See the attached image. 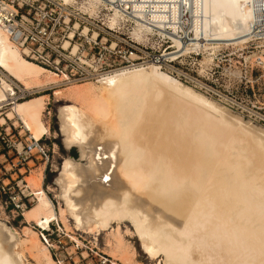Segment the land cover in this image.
<instances>
[{"label": "bare ground", "instance_id": "6f19581e", "mask_svg": "<svg viewBox=\"0 0 264 264\" xmlns=\"http://www.w3.org/2000/svg\"><path fill=\"white\" fill-rule=\"evenodd\" d=\"M93 2L89 6L95 10L99 0ZM110 6L119 16L120 9H132L138 25L162 28L181 44L180 9H193L189 46H216L225 35L245 37L258 19L264 27V0H112ZM157 67L122 69L80 82L101 81L98 86L61 90L64 77L27 60L0 29V68L7 77L25 91L49 85L54 98L80 103L58 111L64 144L79 151V159H65L60 168L59 213L41 188L40 176L37 202L25 213V223L46 228L59 214L66 227L69 219L93 236L116 224L106 248L120 264L137 259L119 229L125 223L133 227L126 233L138 238L151 261L161 257L160 264H195L193 256L205 247L210 253L202 252L199 260L205 264L215 257L216 264H264V128ZM5 96L0 88V102ZM20 102L6 118L31 133L44 103L40 98ZM84 190L96 203H87ZM38 237L29 226L20 234L0 224V264H24L25 253L35 264H56Z\"/></svg>", "mask_w": 264, "mask_h": 264}, {"label": "rangeland", "instance_id": "374dc122", "mask_svg": "<svg viewBox=\"0 0 264 264\" xmlns=\"http://www.w3.org/2000/svg\"><path fill=\"white\" fill-rule=\"evenodd\" d=\"M89 3L91 4L94 2L93 0H72L71 3L65 4L70 5L73 9H78L82 12L88 13L90 16H102L104 23L110 28L119 26L120 19L125 20L124 15H116V10L110 9L112 0H99V2L96 4L95 10L90 8ZM133 15L134 16L131 17V19H133L134 26L131 33L136 37V39L148 40V36L154 35V33H156V35H159L160 37H166L171 41L170 43H172L170 47L176 49L175 53L171 54L173 55L171 57L172 59H174L176 57L175 55H177L178 53H181V55H184L189 51H200L203 53L202 61L200 63L201 67H198L197 69L196 67H193L192 60L190 59H186V61H183L182 64L179 60L177 62H174L175 68L178 69V73L180 71L184 73H191L194 75H196L197 73V75L201 78L206 76L208 70L207 72H204L203 70L207 68L211 63V54L220 49L219 53L221 55L216 61L218 67L215 68V78L211 83H209L214 90L213 92H207V94L206 92L204 93V91H206L205 89L199 91L192 87V85L184 83V79H179L176 74L172 76L169 72L162 70V68H157L161 71V73L170 78L176 79L185 87L193 90L194 92L200 93L201 95L217 103L218 105L226 107L228 110H230V112L241 116L245 121H250L252 124L264 128V64L260 63V61L257 60L259 57H262V61H264V42L261 44L257 43L256 41L246 43L251 38L250 34L253 33L252 30H250L248 35L245 37H242L238 34L222 36L217 41L216 46H213L209 42H196L189 46L181 44L174 34H170L162 28L152 27L151 29H147L140 26L142 23L138 25L136 21L139 19V16L136 12H133ZM84 32H86V29L84 30ZM120 32L125 33L126 31L121 30ZM156 42L157 41L155 38H151V40L148 42V46L154 47L157 50L159 46ZM162 48L163 47H160V51H162ZM152 66L154 65H150L149 67ZM138 69L140 68H137L135 70ZM124 71L133 70L125 69L122 72ZM113 76L114 75H112L111 77ZM55 79L57 80L56 77ZM99 82L101 81L78 83L68 87H62L68 83L60 82V89L69 91V89L71 88L81 89L84 88V86H98ZM57 84L59 85V83ZM53 92V88L49 85L32 88V90L27 91L30 98L28 97V99L26 100L32 98H40V101L44 103L43 113L33 117V132L31 133L26 131L20 123L15 126L14 120L12 121L6 118L13 105L4 106L0 109V224H5L9 229H14L20 234H22V230L24 227L29 226V228H31L39 235V233L37 232L38 227L34 222H31L29 225L25 223V213L34 208L37 202V188L35 185L38 182L39 177L41 176L43 179L41 188L53 203L57 213H59L60 202L57 198V178L60 172L61 165L65 159H79L78 148L75 146L67 147L64 144V139L60 133L58 111L59 109L66 106H72L74 104L79 105L80 103L78 100H58L53 97ZM44 96H47L48 98L45 99L43 98ZM171 100L169 101L171 102ZM171 103L170 105L173 104ZM1 119H5L4 124H1ZM29 139L40 141L42 144L46 145V147L49 149V160L47 162L44 159L41 160L35 155L31 156L26 153L24 148L28 144ZM2 186H6L5 192L2 191ZM115 189L116 187H113L114 191ZM83 192L86 194L87 203L93 204V201L94 203H96V200L93 198L94 196H91L90 193L87 194V191L85 190ZM23 195L27 197L26 210L17 213L15 211H12L11 208L5 209V202L9 200L8 197L17 198L18 196H20L23 199ZM55 221L60 223V226L62 224L67 232L72 231L75 233L80 232L81 234H84L83 238L88 242H92L86 244L85 241L84 245H88V247L90 248H94V246H96V249H93L94 252H103L106 253L110 258H112L108 253L109 249L106 248V243L111 240L109 235L113 230L116 229V224H112L111 229L106 233L102 232L98 236H93L76 229L73 225V222L69 219L66 220V227L62 223L59 214L57 220ZM119 229L122 233L124 242L131 248V250L133 248L136 254V263L133 264L161 263V257H158L156 260L151 261L142 250L138 238L135 235H128V233H126L127 229L133 232V227L130 225V223L120 224ZM69 236L72 241H74L75 243H77L78 241L77 244L81 246V239L79 241L72 235ZM20 238L22 239V237ZM38 238L41 243L44 244L40 235ZM49 240L50 244L54 242V240H64L67 242L68 246H71V244L68 242V239L62 234H60L58 237L57 235L53 236ZM59 251L57 252V254H59ZM83 251H85L84 248L78 250V252ZM204 251L210 253L206 250V247L204 248V250L196 252V255L193 256V258L196 259L194 263L197 262L195 264H198L200 262L199 260L203 261V258L200 259V257L203 256L202 252L204 254ZM49 252L50 254H53L52 251ZM89 255L90 258L95 261L96 257L90 252ZM51 257L53 260H55L54 255H52ZM22 259L24 264H35L34 259H32V257L28 253H25ZM214 259L212 258L211 262L208 264L218 263H214ZM112 262L113 264H120L113 258ZM200 263L205 264L202 262Z\"/></svg>", "mask_w": 264, "mask_h": 264}, {"label": "built area", "instance_id": "2783aa9c", "mask_svg": "<svg viewBox=\"0 0 264 264\" xmlns=\"http://www.w3.org/2000/svg\"><path fill=\"white\" fill-rule=\"evenodd\" d=\"M122 10V11H121ZM125 20L120 19L119 26L110 28L103 23L102 16L95 18L87 13L73 9L61 0H0V29L22 51L23 56L45 69H48L64 77V83L96 81L99 75H105L122 69H134L146 67L148 63L158 65L162 70L175 74L183 82L192 85L195 89L213 92L209 84L215 78L216 61L221 55L219 50L212 53V61L203 71L206 76L199 77L191 73H184L175 68L174 62L178 60L182 64L186 59L192 60L193 67H201L202 52L189 51L184 55L178 53L172 60V53L176 49L170 47L172 43L166 37L150 35L146 41H138L131 36L134 26L132 9H120ZM152 11V10H150ZM193 9H180V21L178 37L186 45L193 39L189 28L191 26V13ZM111 13V12H110ZM195 15L194 13H192ZM101 15V14H100ZM258 15V14H256ZM195 17V16H193ZM186 21V22H183ZM147 27L149 22L142 21ZM87 29L86 33L83 30ZM155 29V28H154ZM125 30V33L120 32ZM252 34L248 42L263 43L264 27L256 20L252 23ZM91 33V34H90ZM96 35L95 37L93 35ZM151 38L156 39L159 46L157 50L149 47ZM68 43L65 48L64 44ZM154 43V42H153ZM152 43V44H153ZM243 45V44H242ZM241 45V47H242ZM76 47L73 53V48ZM160 47L162 51H160ZM239 47V46H237ZM264 64L262 57L257 59ZM7 86V89L3 87ZM210 86H209V85ZM0 88L6 95L0 102V109L4 106H12L29 97L27 91L13 79L7 77L0 68ZM47 106V105H46ZM25 151L28 155L37 156L46 162L49 160V149L40 141L28 140ZM6 186L1 189L5 192ZM11 201L5 202V209L11 208L17 213L26 210V196L23 199L8 197ZM37 232L43 243L52 251L56 264H113L112 258L106 253L94 252V248L84 245V234L80 232H67L57 221H52L46 228L37 226ZM62 234L68 239L71 246L64 240L49 243L53 236ZM81 239V246L70 239V236ZM92 243L86 241V244ZM82 248L83 252H78ZM60 250V251H59ZM59 251V254L57 252ZM96 257L90 258L89 252Z\"/></svg>", "mask_w": 264, "mask_h": 264}]
</instances>
